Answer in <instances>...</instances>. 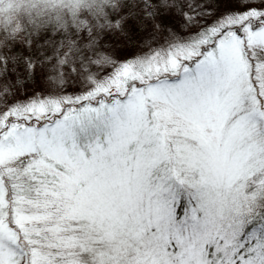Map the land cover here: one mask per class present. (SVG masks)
<instances>
[{
  "label": "snow or ice",
  "instance_id": "1",
  "mask_svg": "<svg viewBox=\"0 0 264 264\" xmlns=\"http://www.w3.org/2000/svg\"><path fill=\"white\" fill-rule=\"evenodd\" d=\"M223 2L147 0V51L80 94L0 67V264H264V0Z\"/></svg>",
  "mask_w": 264,
  "mask_h": 264
},
{
  "label": "clouds",
  "instance_id": "2",
  "mask_svg": "<svg viewBox=\"0 0 264 264\" xmlns=\"http://www.w3.org/2000/svg\"><path fill=\"white\" fill-rule=\"evenodd\" d=\"M136 0H0V67L19 61L22 48L44 72L48 96L60 99L67 85L79 80L90 90L103 82L105 69L115 62L103 43L107 33L122 27L123 12ZM2 77V76H0Z\"/></svg>",
  "mask_w": 264,
  "mask_h": 264
},
{
  "label": "trees",
  "instance_id": "3",
  "mask_svg": "<svg viewBox=\"0 0 264 264\" xmlns=\"http://www.w3.org/2000/svg\"><path fill=\"white\" fill-rule=\"evenodd\" d=\"M154 2V0H153ZM197 2H202V0H197ZM208 4L211 2V0H207ZM213 2V6L215 7H220V6H225L226 4L223 2V0H212ZM232 3L227 4L226 6H230ZM210 8H213L210 4L208 5ZM147 7L150 10V5H148L147 0H140V2H138L135 7L131 6V5H127L125 6V8L123 9V12L125 13H132L130 14L124 21L122 27H120L117 31H115L116 33H119V37L117 38L114 33H107L105 34V37H103L104 43H107V47H109V50L112 48L117 49V51L120 50V55L119 57H117L116 55H114V59L116 62L118 61H124L125 58L128 56H125L126 54H130L131 50L127 49V46H129L130 42H127V40H133V38H135V40L140 39L141 42H139V44L144 45V41L146 39V37H148L149 35V31L152 27V20L150 19H145L144 18V14L141 11L142 8ZM176 19L177 16H162V17H157V20H160L163 22V24L165 25V27H171L172 29L177 28L174 27L177 25L176 23ZM142 25L144 27H142ZM175 30V29H174ZM121 37H123V39L121 40ZM116 39V40H115ZM125 46V47H123ZM17 51L19 53L22 54V57L20 58L19 61H17L18 64H23L22 68V72H25L27 74H31V71H34L35 69V64L36 61L33 59L34 56L37 55V51L36 49H33L32 52H27L22 48H18ZM124 56V57H123ZM15 61V59L13 60V62ZM28 63H32V68L28 69L27 68V64ZM4 70L5 72H7L8 70L11 71L12 65L10 64H5L4 66ZM11 67V68H10ZM39 68H42L40 66H38ZM107 68L105 69L106 72ZM22 85V83L20 84ZM75 89L78 90H82L81 87H77ZM18 99V97H17Z\"/></svg>",
  "mask_w": 264,
  "mask_h": 264
},
{
  "label": "rangeland",
  "instance_id": "4",
  "mask_svg": "<svg viewBox=\"0 0 264 264\" xmlns=\"http://www.w3.org/2000/svg\"><path fill=\"white\" fill-rule=\"evenodd\" d=\"M209 4L213 7L212 9H215L217 11V13L222 12L225 9V7H227V8H239V4L235 3V2H233L230 6L229 5L228 6H226V5L223 6L222 5L219 8L213 6L212 0H211V2ZM211 20H212V18H208L206 22L207 23H211ZM176 23H177V25L174 26V27H177V28H174L175 30L174 29L173 30L176 33L180 34V35H184L185 32L180 27V25L182 23V20H181V17L178 16V15H177ZM114 35L117 38L119 37L118 36L119 35L118 32L117 33L115 32ZM120 38H121V40L123 39V37H121V36H120ZM127 42H130L129 46H127V49H130L131 53L130 54L128 53V54L125 55V56H127V55L128 56L125 58L124 61H126L128 59H131V58H134L137 55H141L145 51H147V46L145 44L144 45L139 44V42H141L140 39L135 40V38H133V40H131V41L127 40ZM103 43H104V40H103ZM104 45L107 47V43H104ZM123 47H125V46H123ZM110 51L114 55L119 57L120 50L117 51V49H114V48L111 47ZM124 61H118L117 63H121V62H124ZM11 65H12V68L10 67L11 71L8 70L7 72H4L5 77L8 80L12 81L13 83H15V81L17 79H19L21 81V83H22V85H20L21 83L19 85H17V88L14 90L16 99H17V97H18V100L26 99L28 95L34 94L36 92H42L44 95H48V90L44 87V84H43V78H44L43 69L39 68L37 63L35 64L34 71H31V74H27L25 72L21 73L22 70H23V68H22L23 64H18L16 60L14 62H12ZM112 71H113V69H112L111 66L107 67L105 75L109 74ZM4 80H5L4 77H0V91H2V89H3ZM77 87H81L82 88L79 80L75 79V74H74V71H73V79L67 85V89H66L67 93L68 94H80L81 92L86 91L84 88H82V90L75 89ZM94 106H95V104H94Z\"/></svg>",
  "mask_w": 264,
  "mask_h": 264
}]
</instances>
